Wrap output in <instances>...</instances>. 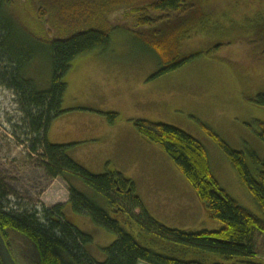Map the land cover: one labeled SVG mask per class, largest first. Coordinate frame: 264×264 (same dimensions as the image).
<instances>
[{"label": "trees", "instance_id": "16d2710c", "mask_svg": "<svg viewBox=\"0 0 264 264\" xmlns=\"http://www.w3.org/2000/svg\"><path fill=\"white\" fill-rule=\"evenodd\" d=\"M226 6L243 9L248 22L238 25L249 33L184 56L183 40L211 19L219 21L226 15L223 21L238 23L231 22ZM116 29L133 33L157 55L162 64L158 75L176 71L203 54L240 72L264 70V0H0V82L17 96L30 153L40 156L49 178H62L69 189L68 202L52 208H0V231L9 249L10 232H17L35 244L38 264H264L258 262L254 243L256 230L264 232V161H258L256 179L245 154L215 138L258 203L263 214L259 219L220 188L199 141L172 126L137 121L138 131L175 161L211 218L222 224L218 231L191 232L153 219L132 179L118 172L91 173L69 155L73 145L49 142L54 120L67 112L64 78L73 61L109 48ZM260 86L244 92L251 103L264 108ZM260 127L264 141V124ZM79 182L91 192L80 189ZM3 196L0 188V200ZM67 206L116 235L117 240L103 249L104 261L87 252L93 238L68 220Z\"/></svg>", "mask_w": 264, "mask_h": 264}, {"label": "rangeland", "instance_id": "374dc122", "mask_svg": "<svg viewBox=\"0 0 264 264\" xmlns=\"http://www.w3.org/2000/svg\"><path fill=\"white\" fill-rule=\"evenodd\" d=\"M225 12L231 22L238 23L223 21L226 15L219 21L211 19L183 40L184 56L249 33L238 25L246 26L248 22L243 9L235 11L226 6ZM161 68L160 59L143 40L125 29L114 30L109 48L73 61L64 78L68 91L63 109L67 112L54 120L49 142L75 144L69 155L91 173L118 172L132 179L137 195L148 204L146 210L150 215L157 214L152 218L162 225L191 232L218 231L222 224L208 218L209 210L175 161L159 144L144 137L136 122L178 128L204 146L220 188L263 219L253 194L215 138L243 152L251 175L258 178V161H264L260 136L264 108L251 103L244 89L252 90L258 84L264 87V70L240 72L205 54L176 71L158 75ZM28 135L17 96L0 82V188L4 192L0 208L41 211L44 206L66 204L68 184L62 178L47 176L40 156L30 153ZM79 183L80 189L91 192ZM66 215L76 228L93 238L87 252L95 260L104 261L103 249L117 240L116 235L97 226L90 216L75 213L70 206ZM8 243L17 264H38L39 253L33 242L10 232ZM254 243L258 262L264 263L263 231L256 230Z\"/></svg>", "mask_w": 264, "mask_h": 264}, {"label": "water", "instance_id": "95a60500", "mask_svg": "<svg viewBox=\"0 0 264 264\" xmlns=\"http://www.w3.org/2000/svg\"><path fill=\"white\" fill-rule=\"evenodd\" d=\"M0 257L3 264H17L14 260L12 253L0 231Z\"/></svg>", "mask_w": 264, "mask_h": 264}, {"label": "crops", "instance_id": "0c3cea01", "mask_svg": "<svg viewBox=\"0 0 264 264\" xmlns=\"http://www.w3.org/2000/svg\"><path fill=\"white\" fill-rule=\"evenodd\" d=\"M50 133V132H49ZM80 137V136H79ZM79 137H77V138H79ZM48 138H49V135H48ZM77 138H75V139H77ZM67 139H69V138H67ZM70 140V139H69ZM69 145H75V144H69ZM180 169V168H179ZM190 183V182H189ZM152 194V200L154 201V200H156V197L153 195V192L151 193ZM199 197V196H198ZM199 199V198H198ZM142 200V199H141ZM201 200V199H200ZM143 202V201H142ZM143 204H144V206H145V208L147 207L148 208V204H146V203H144L143 202ZM152 206H154L153 204H151ZM146 208V209H147ZM140 213V212H139ZM150 214V213H149ZM152 215H154V213H152ZM151 215V216H152ZM207 215H208V218L209 219H212L211 218V215H210V213L209 212H207ZM154 216H158L157 214H155ZM213 220V219H212ZM212 225V224H211Z\"/></svg>", "mask_w": 264, "mask_h": 264}]
</instances>
